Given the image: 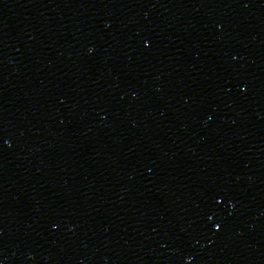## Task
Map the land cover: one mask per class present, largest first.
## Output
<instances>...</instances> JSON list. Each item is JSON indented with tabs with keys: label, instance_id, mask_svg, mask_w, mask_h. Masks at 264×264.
<instances>
[{
	"label": "snow or ice",
	"instance_id": "1",
	"mask_svg": "<svg viewBox=\"0 0 264 264\" xmlns=\"http://www.w3.org/2000/svg\"><path fill=\"white\" fill-rule=\"evenodd\" d=\"M216 227H219V225H216Z\"/></svg>",
	"mask_w": 264,
	"mask_h": 264
}]
</instances>
